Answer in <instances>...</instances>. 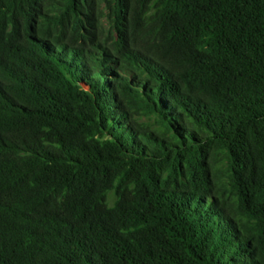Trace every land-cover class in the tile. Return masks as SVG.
<instances>
[{
	"label": "trees",
	"instance_id": "obj_1",
	"mask_svg": "<svg viewBox=\"0 0 264 264\" xmlns=\"http://www.w3.org/2000/svg\"><path fill=\"white\" fill-rule=\"evenodd\" d=\"M0 264H264V0H0Z\"/></svg>",
	"mask_w": 264,
	"mask_h": 264
}]
</instances>
